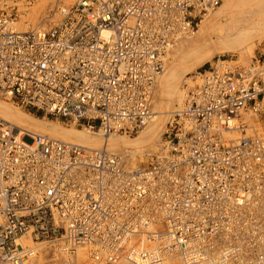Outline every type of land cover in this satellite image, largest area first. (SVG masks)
I'll use <instances>...</instances> for the list:
<instances>
[{
    "label": "built area",
    "instance_id": "built-area-1",
    "mask_svg": "<svg viewBox=\"0 0 264 264\" xmlns=\"http://www.w3.org/2000/svg\"><path fill=\"white\" fill-rule=\"evenodd\" d=\"M221 3L60 2L49 14L56 23L24 33L0 0V96L67 125L138 134L152 119L169 50ZM185 87L162 152L129 170L118 155L18 132L0 118V264H24L30 252L17 240L25 236L115 263L118 225L97 214L153 217L144 205H159L171 237L163 249L184 264H264V214L254 211L264 205V53L247 65L220 57ZM233 130L237 140L225 138Z\"/></svg>",
    "mask_w": 264,
    "mask_h": 264
},
{
    "label": "bare ground",
    "instance_id": "bare-ground-1",
    "mask_svg": "<svg viewBox=\"0 0 264 264\" xmlns=\"http://www.w3.org/2000/svg\"><path fill=\"white\" fill-rule=\"evenodd\" d=\"M224 1L228 7V11H226L224 18H222L219 24H213L211 31H213L214 35H211V31L207 28L206 20L220 7L206 16L199 24L198 29L202 31L201 33L199 32L200 34L197 38L190 37L195 34L193 31L182 33L177 38L173 46L175 49L173 50L172 47L171 49L173 51L171 50L172 53L170 52L172 61L168 63L169 67L167 65L168 69L164 71L165 57L163 71L157 75L152 91V119L141 130L145 132L142 133L140 131L142 135L132 139L130 137L134 135H109L105 134L103 131H93L85 128H83L85 131H81L72 128L76 127L74 125H70L71 128H65L59 124L45 122L17 111L1 102V100H5L12 103L1 96L0 118L19 129L18 132L25 131L47 136L54 140L82 146L88 150H105L109 154L118 155L121 158L120 160H122L121 165L124 169L129 170L137 168L139 166L137 163L138 161L141 163L148 162L153 158L152 156L161 153L159 143L163 134V126H165L164 120L169 114V109L163 111L161 108L163 107L164 109V106L170 108L172 105L171 103H176L179 107L170 113L172 117L174 113L183 107L186 99V90L182 89L181 82L185 75L187 76L196 70L197 67L207 64L217 55L238 53L240 55V60L245 59L246 61V59L252 56L255 48L264 42V0ZM60 2L70 6L73 4L74 0H20L18 5L20 10L24 12V16H22L23 21L21 20V26L15 24L14 21V28L18 32L25 33L28 26L23 22L28 20L38 23L39 17L45 16L47 10L54 8L56 5H60ZM6 4L8 5L9 3L6 2ZM39 25H41V23L36 26V29H39ZM206 32H210V35L206 34ZM202 36L203 38L205 37L204 42H201ZM245 63L246 62H243L241 64H250ZM163 72L164 74H162ZM158 85L160 86V97L159 100H155L156 103L158 102L155 110L158 111L154 112L153 104ZM12 104L15 105L14 103ZM15 106L18 107L17 105ZM18 108L21 109L20 107ZM28 113L34 115L33 113ZM246 119L250 121L248 115ZM250 122L253 124V121ZM238 137L239 134L234 132V130L228 134L225 133V138H229L233 141L237 140ZM145 151L151 154V158L148 156L150 159H147V161H145L143 156ZM82 173L83 172L76 177L83 179ZM103 208L105 209L104 205ZM144 209L148 210L150 215L153 213V217L149 218V216L145 214L142 217L126 216L115 219L107 215L104 210L97 214L98 218H104V221L108 224L112 226L118 225L114 230L118 242L122 246V251L121 256L119 258L116 257L115 263L112 264H184L186 261L177 250L163 249L164 244H169L171 237L169 236V228L163 218V211L159 205H144ZM254 211L256 214H264V205H255ZM156 234L162 235V238H156ZM31 242L35 247H29ZM17 245L29 249L30 254L24 264H28V261L32 262L31 260L35 258L37 251L40 248L44 249L46 245L50 247V249L56 251L58 255L65 256L68 260V264L74 262L101 264L100 261L94 260L91 257L92 251H90L89 248H79L74 255H71L50 243H36L30 236L18 239ZM222 245L223 243H220L219 246L221 247ZM94 246L96 247L97 245ZM211 246L212 248L206 247V250L209 251L211 258L217 261L221 257L218 253L220 248H215L213 244ZM103 251L107 254H111L112 249H103ZM245 252L247 251L245 250Z\"/></svg>",
    "mask_w": 264,
    "mask_h": 264
},
{
    "label": "rangeland",
    "instance_id": "rangeland-1",
    "mask_svg": "<svg viewBox=\"0 0 264 264\" xmlns=\"http://www.w3.org/2000/svg\"><path fill=\"white\" fill-rule=\"evenodd\" d=\"M6 2L7 3H9L8 4V6H9V11H10V13L11 14H13V17H14V19H15V24H19V26H21V23H22V21H23V19H22V16H24V12L23 11H21L20 10V7H19V5H18V3L20 2V0H11V3H10V0H6ZM74 2H75V0H74ZM73 2V3H74ZM220 8L212 15V16H210V18H208L207 20H206V26H207V28L211 31L212 30V26H213V24L215 23V24H219L220 22H221V20H222V18H224V14L226 13V11H228V7L226 6V4H225V1L224 0H222V3H221V6H219ZM225 7H227V8H225ZM51 9H54V8H51ZM50 9V10H51ZM50 10H47L46 12V15L45 16H41V17H39V20H38V23H34L33 21H28V20H24L25 22H23L26 26H28V29L27 30H25V32L26 31H29V30H32V29H36V26L39 24V23H41V25H39V29H46V28H48V26L50 25L49 23H56L57 21H58V19L60 18V16L56 13V14H54V15H49L50 14ZM49 11V12H48ZM21 13H23V14H21ZM42 15H44V14H42ZM43 17V18H42ZM49 18V19H48ZM22 20V21H21ZM21 21V22H20ZM40 21V22H39ZM36 24V25H35ZM42 24H43V26H42ZM34 27V28H33ZM42 27V28H41ZM201 29H196V31H195V34H193V35H189L190 37H193V38H197L198 36H199V34L201 33ZM200 32V33H199ZM210 33V32H209ZM209 33H207L206 32V34H209ZM211 35H214V33H213V31H211ZM197 34V35H196ZM203 35V34H202ZM210 35V34H209ZM203 36H205V35H203ZM203 36H202V41L201 42H204V39H205V37L203 38ZM207 36V35H206ZM210 37V36H209ZM173 50L175 49V47H173L172 48ZM172 49H170L169 50V52H168V55L166 56V61H165V68H164V71L166 70V69H168V67H169V65H168V63H170L171 61H172V55L170 54V52L172 53ZM172 50V51H171ZM262 53H264V42H262L259 46H257V48H255V50H254V53L252 54V56H250V58H248V59H246V61H245V59H241L240 60V55L238 54V53H236V54H229V53H227V54H223V55H217V56H215L210 62H208L207 64H205V65H203V66H200V67H197V69L196 70H194L192 73H190L189 75H185V77L183 78V80H182V82H181V86H182V89L183 90H186L185 88V86L186 85H190V84H192V77H194L195 75H196V72H200V69L203 67H205V68H207V67H209L210 65H215L216 64V62H217V60H218V58H222V59H230L231 57H234V60L235 59H238V61L239 62H241V63H243V62H246L245 64H247V63H251V60L252 59H254V58H259L260 57V55L262 54ZM170 54V55H169ZM168 58V59H167ZM171 59V60H170ZM243 61V62H242ZM167 65H168V67H167ZM199 70V71H198ZM162 74H164V72L162 73ZM162 76V75H161ZM159 86V85H158ZM157 86V89H156V93H155V98H154V104H153V111L154 112H157L156 110H155V108H157V104H158V102L156 103V101L157 100H159V97H160V86L158 87ZM1 100V99H0ZM156 100V101H155ZM1 102H3V103H5V104H7L8 106H10V107H12V108H14L15 110H17V111H20V112H23V113H25V114H28V115H30V116H32V117H34V118H36V119H39V120H42V121H45V122H52V123H54V124H59V125H61V126H63V127H67V128H71V126L70 125H67V124H65V123H63V121H61V120H56L55 118H44L43 116H36V115H31V114H29L28 112H25V111H23V110H21V109H19L18 107H16L15 105H13L12 103H9V102H7V101H5V100H1ZM172 105L170 106V108H167V107H165L164 105V109H163V107L161 108V110H168L169 109V114L167 115V117L165 118V120H164V125L165 126H163V134L165 133V131H166V128H167V125H168V123L171 121V115L172 114H170L171 112H173V111H175L179 106L176 104V103H171ZM171 117V118H170ZM44 122V123H45ZM72 128H74V129H77V130H81V131H85L83 128H81V127H72ZM142 133H144L143 131H141ZM141 132H139L138 134H136V135H134V136H132V137H130V138H132V139H134V138H136V137H138V136H140V135H142V133ZM163 134H162V136H161V139H160V143H159V149L161 150V152H162V147H163ZM158 149V150H159ZM152 155H154V154H152ZM144 158H145V161H147V159H150L151 158V154H149L147 151H145L144 152ZM150 158H149V157ZM152 157H154V156H152ZM140 161H138L137 163L140 165L141 164V162L139 163ZM144 163H147V162H142V164H144ZM36 242V241H35ZM37 243V242H36ZM32 244V245H31ZM31 244H30V246L29 247H35V245L31 242ZM32 262H30V261H28L27 263L28 264H30V263H32V264H68V260H67V258L65 257V256H63V255H58V253L56 252V251H54V250H52V249H50V247H48L47 245L46 246H44V249L43 248H40L38 251H37V255L35 256V258L34 259H32L31 260ZM71 264H90L89 262L87 263V262H78V263H71Z\"/></svg>",
    "mask_w": 264,
    "mask_h": 264
}]
</instances>
